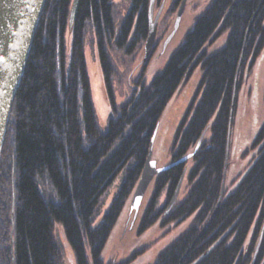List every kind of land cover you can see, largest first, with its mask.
<instances>
[{
    "label": "trees",
    "instance_id": "16d2710c",
    "mask_svg": "<svg viewBox=\"0 0 264 264\" xmlns=\"http://www.w3.org/2000/svg\"><path fill=\"white\" fill-rule=\"evenodd\" d=\"M180 1L171 0L167 18ZM129 3L117 23L113 0H79L69 28L72 0L45 2L1 151L0 264H64L57 230L74 264H133L143 251L117 262L104 263L101 256L133 194L163 112L199 68L198 90L174 132L168 164L192 157L154 177L137 234L158 223H187L152 264H264V231L252 262L264 225V122L250 146L255 154L246 171L232 190L224 186L215 215L198 237L221 191L241 74L264 49V0H207L164 68L146 83L144 62L126 100L116 104L113 54L133 57L148 33L149 0ZM88 30L110 107L105 131L97 124L86 72ZM217 41L219 48L207 53ZM262 88L264 103V80ZM120 174L117 193L99 215L103 194ZM182 175L186 193L166 213Z\"/></svg>",
    "mask_w": 264,
    "mask_h": 264
},
{
    "label": "rangeland",
    "instance_id": "374dc122",
    "mask_svg": "<svg viewBox=\"0 0 264 264\" xmlns=\"http://www.w3.org/2000/svg\"><path fill=\"white\" fill-rule=\"evenodd\" d=\"M162 1L164 2V7L158 20L155 38L158 44L153 51H150L151 54L149 53L146 60L144 58L145 42L131 58H126L121 53L113 54L118 73L114 83L116 104H121L126 100L131 82L136 78L144 62H146L144 67V78L146 83L150 82L152 77L164 68L169 56L178 48L183 36L190 29L193 19L204 9L207 3V0H186L178 30L174 37L164 46L165 39L173 29L176 13L167 18L165 16V11L171 4V0H160L158 4H155L154 16ZM113 3L115 21L120 23L129 10V0H113ZM65 41L68 47L70 43L68 34L65 37ZM220 42L221 41H217L206 48L207 53L213 52L219 48L221 45ZM84 60L97 124L101 131H105L110 114V107L106 99L97 47L94 43L93 33L89 30L84 37ZM200 79L201 71L199 68L194 72L188 83H185L171 99L159 120L152 147V158L159 167L165 166L164 164H167L169 161L167 151L172 144L174 132L181 124L182 119H184L189 105L197 93ZM263 80L264 49L259 58L252 65V68H250V64H245L244 71L241 74V85L237 93L235 115L229 135L228 167L225 183L226 190L228 191L232 190L236 182L244 174L251 162L252 156L255 154L250 146L260 126L264 122V103L262 101ZM121 179L122 174L117 177L113 185L103 194L99 207V215L104 213L111 204L118 191ZM185 193L186 183L182 180L177 201L182 199ZM148 195L149 187L143 197L141 207L136 217L133 216V212L129 211V200V203L114 226L102 253L101 257L104 263L122 261L130 257L133 252L143 251L133 264H152L156 256L186 228L187 223L180 225L169 224L170 226L165 227H162L160 223H158L139 237L137 234L138 221L143 212L142 210L144 209L143 207L147 201ZM160 200L162 203L164 197ZM60 234L61 233L57 230L55 238L57 242L60 241L63 245L64 252H61V254L64 259V264H74L73 254L69 246L64 244Z\"/></svg>",
    "mask_w": 264,
    "mask_h": 264
},
{
    "label": "water",
    "instance_id": "95a60500",
    "mask_svg": "<svg viewBox=\"0 0 264 264\" xmlns=\"http://www.w3.org/2000/svg\"><path fill=\"white\" fill-rule=\"evenodd\" d=\"M78 1L79 0H72L71 10L69 14V28L72 25ZM45 2L46 0H0V157H1V151L5 139V134L7 130L13 99L20 85L24 73V69L30 53L33 38L42 15ZM155 3L156 0H149L148 33L144 44L145 60L148 57L154 45L156 33H157L158 20L164 7V2L162 1L159 5V9L156 15L154 16ZM185 3L186 0H181V3L176 12L173 29L165 39L164 46L167 45V43L174 37L176 31L178 30L184 12ZM239 65L240 62L238 64L235 74V83L239 73ZM234 96H235V87L233 89V97ZM155 134L151 138L148 155L142 173L139 177V180L130 198L129 211L133 212L134 217H136V215L138 214L143 201V197L154 177L162 172L167 171L172 167L178 166L180 164H184L186 161L191 159L193 154L191 153L168 165L158 167L156 161L152 159V147H153V141L155 139ZM201 140L202 137L198 140L194 148V152H196L197 149L199 148ZM227 167H228V152L224 164L222 186H221V191L219 194L217 205L215 207L212 216L210 217L204 228L200 231L198 237H200L203 234L204 229L209 225L222 200L225 181H226ZM182 180H183V175L168 204L166 213H168L172 209V207L175 205L178 199ZM263 231H264V225L260 233L257 245L255 247V251L253 253V259H252L253 263L256 260L260 248ZM58 244L61 252L63 253L64 252L63 245L60 243V241H58Z\"/></svg>",
    "mask_w": 264,
    "mask_h": 264
},
{
    "label": "crops",
    "instance_id": "0c3cea01",
    "mask_svg": "<svg viewBox=\"0 0 264 264\" xmlns=\"http://www.w3.org/2000/svg\"><path fill=\"white\" fill-rule=\"evenodd\" d=\"M167 156H168V151H167ZM165 165V164H164Z\"/></svg>",
    "mask_w": 264,
    "mask_h": 264
}]
</instances>
